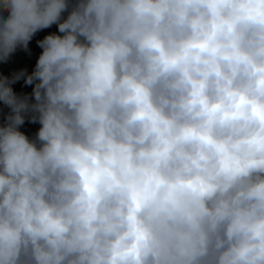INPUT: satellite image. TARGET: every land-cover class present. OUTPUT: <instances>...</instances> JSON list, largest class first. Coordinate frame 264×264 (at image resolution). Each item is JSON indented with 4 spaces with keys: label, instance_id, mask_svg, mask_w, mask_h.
<instances>
[{
    "label": "clouds",
    "instance_id": "1",
    "mask_svg": "<svg viewBox=\"0 0 264 264\" xmlns=\"http://www.w3.org/2000/svg\"><path fill=\"white\" fill-rule=\"evenodd\" d=\"M53 24L0 76V264H264V0H0V63Z\"/></svg>",
    "mask_w": 264,
    "mask_h": 264
},
{
    "label": "crops",
    "instance_id": "2",
    "mask_svg": "<svg viewBox=\"0 0 264 264\" xmlns=\"http://www.w3.org/2000/svg\"><path fill=\"white\" fill-rule=\"evenodd\" d=\"M45 31L54 33L56 31V28L54 26H51V27L45 29ZM36 36H38V35L35 34L33 39L30 41L29 50L27 52L22 50V49H18L12 55V57L9 59V61H7L6 63H0V76H11L13 73L19 72L21 70H26L27 73H31L34 70L35 64L37 61L35 58H31L30 61L28 62V65H27V59H26V61H25L26 63L24 66V65H21V62L18 59V57H20V55H22V56L31 55L32 52L37 53L36 49L30 48V46H32L33 44L37 45L38 39L36 38ZM16 58L19 61H16ZM14 90L16 91L17 94H21V95L27 94L30 96L32 93V90H33V85H25L23 80H21V81L17 82V84L14 86ZM6 116H7V109L0 106V118L6 117ZM39 127H40V125L38 123L35 127V135H36ZM23 132H24V130H23Z\"/></svg>",
    "mask_w": 264,
    "mask_h": 264
},
{
    "label": "rangeland",
    "instance_id": "3",
    "mask_svg": "<svg viewBox=\"0 0 264 264\" xmlns=\"http://www.w3.org/2000/svg\"><path fill=\"white\" fill-rule=\"evenodd\" d=\"M65 16L67 15V13L64 14ZM52 26H54L56 28V31L54 33L56 34H60L59 31H58V25L56 24H53ZM51 32H48V31H45V29L43 30H40L38 31L36 34L38 36H36V38L39 40L43 39L46 35L50 34ZM40 35V36H39ZM62 35V34H61ZM30 48H33V49H36L37 50V53L36 52H32L31 55H25V56H22L20 55V57H18V59L20 60L21 62V65H24L25 66V61L27 59V65H28V62L30 61L31 58H35L36 60L38 59L39 55L41 54L42 52V49L39 47V45L37 44H33L32 46H30ZM17 58H16V61H19ZM36 127V126H35ZM21 131H23V129L20 128Z\"/></svg>",
    "mask_w": 264,
    "mask_h": 264
},
{
    "label": "built area",
    "instance_id": "4",
    "mask_svg": "<svg viewBox=\"0 0 264 264\" xmlns=\"http://www.w3.org/2000/svg\"><path fill=\"white\" fill-rule=\"evenodd\" d=\"M5 118H0V125H2L5 122ZM38 123H31L29 120H25V123L20 127L24 130V133L31 139L35 138V126Z\"/></svg>",
    "mask_w": 264,
    "mask_h": 264
}]
</instances>
